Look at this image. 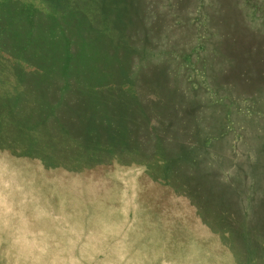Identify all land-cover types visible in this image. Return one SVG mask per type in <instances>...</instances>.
I'll list each match as a JSON object with an SVG mask.
<instances>
[{"label": "rangeland", "instance_id": "374dc122", "mask_svg": "<svg viewBox=\"0 0 264 264\" xmlns=\"http://www.w3.org/2000/svg\"><path fill=\"white\" fill-rule=\"evenodd\" d=\"M237 54L264 0H0V264H264Z\"/></svg>", "mask_w": 264, "mask_h": 264}, {"label": "trees", "instance_id": "16d2710c", "mask_svg": "<svg viewBox=\"0 0 264 264\" xmlns=\"http://www.w3.org/2000/svg\"><path fill=\"white\" fill-rule=\"evenodd\" d=\"M234 59H242V62H243V64H245V65H247V64H249V66H251V70H253L254 72L256 71V73L258 74V75H260L261 77H260V79H264V61L262 62V63H260L258 60H256V57H255V60H249L248 59V57H247V55L246 54H244V55H240V54H237V55H234V57H233ZM234 66L235 67H233V68H236V67H238L237 66V64L235 63L234 64ZM246 70V69H245ZM244 70V71H245ZM122 73H123V75H124V73H125V68H123V71H121ZM263 81V80H262ZM244 82L245 83H243V88H242V90H243V92H245V93H247V95H249V94H253V93H255L256 92V90H258V86L257 85H255V84H251L248 80H244ZM254 86H256V87H254ZM261 88V87H260ZM237 91V90H236ZM238 92V91H237ZM241 93V92H240ZM160 153H162L161 155L162 156H169V157H172V154L170 153V151H168L166 148L164 149V150H160ZM171 155V156H170Z\"/></svg>", "mask_w": 264, "mask_h": 264}, {"label": "bare ground", "instance_id": "6f19581e", "mask_svg": "<svg viewBox=\"0 0 264 264\" xmlns=\"http://www.w3.org/2000/svg\"><path fill=\"white\" fill-rule=\"evenodd\" d=\"M102 3V2H101ZM103 5V4H102ZM105 7V6H104ZM102 8H103V6H102ZM100 10H101V7H100ZM103 10H104V8H103ZM122 27V26H121ZM128 32V31H127ZM123 35V34H122ZM78 47V46H77ZM76 47V48H77ZM125 47V46H124ZM134 48H136V47H134ZM122 51V50H121ZM128 52V51H127ZM119 53H120V51H119ZM122 54H124V53H122ZM129 54V53H128ZM149 59H150V57H149ZM145 61V60H144ZM107 76V75H106ZM153 77H154V75H153ZM158 77V76H157ZM163 77V76H162ZM109 78V77H108ZM155 79H158V78H155ZM154 79V81L156 82V80ZM146 81H148V80H146ZM152 82V81H151ZM156 83H158V81L156 82ZM123 91H125L124 89H123ZM152 105H155L154 103L152 104ZM151 105V106H152ZM151 106H149L150 108H151ZM156 107V106H155ZM152 108H154L153 106H152ZM155 109V108H154Z\"/></svg>", "mask_w": 264, "mask_h": 264}]
</instances>
